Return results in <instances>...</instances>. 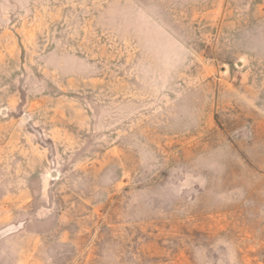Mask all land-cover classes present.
<instances>
[{
	"label": "rangeland",
	"instance_id": "obj_1",
	"mask_svg": "<svg viewBox=\"0 0 264 264\" xmlns=\"http://www.w3.org/2000/svg\"><path fill=\"white\" fill-rule=\"evenodd\" d=\"M18 224L0 264H264V0H0Z\"/></svg>",
	"mask_w": 264,
	"mask_h": 264
},
{
	"label": "water",
	"instance_id": "obj_2",
	"mask_svg": "<svg viewBox=\"0 0 264 264\" xmlns=\"http://www.w3.org/2000/svg\"><path fill=\"white\" fill-rule=\"evenodd\" d=\"M23 120H25V118H23ZM22 227V224H18L17 226H9L5 229H3L2 231H0V239L17 231L18 229H20Z\"/></svg>",
	"mask_w": 264,
	"mask_h": 264
}]
</instances>
